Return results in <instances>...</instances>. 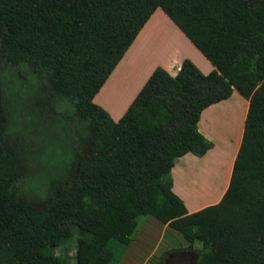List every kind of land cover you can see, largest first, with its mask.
<instances>
[{
  "label": "trees",
  "instance_id": "1",
  "mask_svg": "<svg viewBox=\"0 0 264 264\" xmlns=\"http://www.w3.org/2000/svg\"><path fill=\"white\" fill-rule=\"evenodd\" d=\"M157 7L214 68L157 65L115 120L93 97ZM234 89L248 107L228 186L188 211L174 161L211 147L201 112ZM142 214L199 242L196 264H264V0H0V264H108Z\"/></svg>",
  "mask_w": 264,
  "mask_h": 264
},
{
  "label": "crops",
  "instance_id": "2",
  "mask_svg": "<svg viewBox=\"0 0 264 264\" xmlns=\"http://www.w3.org/2000/svg\"><path fill=\"white\" fill-rule=\"evenodd\" d=\"M159 9L160 7H157L154 10L143 27L137 33L122 58L116 64L112 72L108 75L100 89L93 97V100L108 110L109 114L115 120H117L124 113L134 96L157 65H161L171 74H175L183 59L175 56L177 53H182V51L175 42L173 44L174 40L170 41L171 46H169L168 49L169 55L166 56L163 55L166 51L165 48L162 49L164 52H159L160 47L157 45L160 42L159 40L153 41L147 38V35L151 30V25L153 26V23L156 22L154 15H156L157 10ZM160 13V15L163 16V18L165 17L167 21L174 23L167 15L165 16L162 11H160ZM169 25L171 27V24ZM174 25L178 28L175 23ZM176 31V37L184 38L187 45V51H183L182 54L186 55L188 58L191 57L193 60L191 58L190 59L203 73L211 71L214 68V65L200 51H198L195 45L179 28L176 29ZM191 53L194 54V58L190 55ZM107 91L110 92V95H108ZM236 91L237 90L234 89L228 98L210 104L201 112L200 119L198 121V129L208 140L211 141V147L208 148L201 156L187 152L177 157L174 161L171 171L173 180L172 188L183 199L188 211L197 210V206L199 205L201 198H215L209 203L217 202L228 186L232 165L241 142L244 120L248 107V100L238 91V94H236ZM234 96L236 99L231 100ZM240 96L243 97V99L239 98ZM239 99L242 100L240 101ZM230 101L237 102L236 106L239 104L242 107L243 111L241 115L243 127L237 131L236 117L234 116L235 119L234 117L232 118V122L235 123V126L232 127L233 131L231 134L226 135L223 133L224 130L222 129L224 121L223 114L221 116V113H223L226 107L228 109H232ZM223 103L226 104V107L222 106ZM232 136L233 142L231 143L230 140ZM225 160L229 161L226 162ZM213 164L221 165L219 170L223 172V177L219 183H217V189L215 190V183H212V186H210V183L215 180V177L213 176ZM186 174L196 180L191 179V183H188V181L184 179ZM199 174L202 179L198 178ZM199 181H201V183H199ZM220 183H222V186L218 189ZM209 193H213L211 197H208ZM206 205H208V203ZM160 223L162 227L161 229H165L167 223ZM149 228L150 227H146L144 232L140 229L137 239L142 238L143 240L146 232L151 233L153 229L149 231ZM198 245L200 244L198 243ZM198 247L199 246H194L193 244L194 249H187V251L182 250L185 254L178 255L176 259L180 262V264H187L193 259L191 251L198 250Z\"/></svg>",
  "mask_w": 264,
  "mask_h": 264
},
{
  "label": "rangeland",
  "instance_id": "3",
  "mask_svg": "<svg viewBox=\"0 0 264 264\" xmlns=\"http://www.w3.org/2000/svg\"><path fill=\"white\" fill-rule=\"evenodd\" d=\"M160 11L163 12V10L160 8L159 10H157L156 15H154L156 23H157V27L160 29V33L157 32L158 34L156 35V38L160 41L159 44H157L160 49L159 52L161 53V51L164 52V50H162L163 48H165V52L163 53V55L168 56L169 52V46L170 45V41H173L178 45V47L181 49L182 53L183 51H187V45L184 41V38L182 37H176V29H178L174 23H170L169 21L166 20V18L163 16H161ZM163 15V14H162ZM164 15L166 16V14L164 13ZM171 24V27L170 25ZM152 49V48H151ZM150 50V49H149ZM199 51V50H198ZM182 53H177L175 56H177L178 58H185L187 57L186 55H183ZM194 53V51H193ZM191 53L190 55L194 58V54ZM191 58V57H190ZM192 59V58H191ZM193 60V59H192ZM176 66V65H175ZM174 66V67H175ZM108 95H110V92L107 91ZM106 93V95H107ZM236 94H238V92H235ZM236 96V95H235ZM232 97L231 100L236 99V97ZM238 96V95H237ZM242 98L243 97H239ZM242 99H239L240 101ZM237 102H233L230 101L231 104V108L232 109H228L226 107V104L223 103V107H226L223 111V113H221V116L223 114V124L224 126L222 127V129L224 130V134L229 135L232 133V127L235 126V123L232 122V118L235 116L236 117V126H237V131H239V129H241V127H243V122H242V107L238 104L236 106ZM108 111V110H107ZM234 117V119H235ZM218 127V125H217ZM225 136V135H224ZM231 143L233 142V136L231 138ZM203 161V160H200ZM226 162H228L229 160H225ZM37 165H39V163H36V160L33 161V168L32 167H28V176L29 178L33 177L36 179L38 176L40 175H33V173L35 172H40L37 168ZM214 166L213 168V176L215 177V180L212 181L210 183V186H212L211 184L215 183L216 187L214 188L217 189V183H219V181L222 179L223 177V172L219 170V168L221 167V165H216L213 164ZM228 165V163H227ZM198 166V164H197ZM193 171V169H192ZM199 171V170H198ZM221 177V178H220ZM200 179H202L199 177ZM197 178V181H198ZM185 180L188 181V183H191V179L196 180L195 178H191V176L186 174V177H184ZM31 183V184H30ZM25 182V189L27 188H33L34 185H32V182ZM199 183H201V181H199ZM223 183V182H222ZM222 183H220L219 188H221ZM203 186V185H202ZM188 189V187H187ZM186 189V190H187ZM188 192H190L189 190H187ZM213 194V193H212ZM212 194L209 193L208 197H211ZM215 198H201L200 199V203L197 206V209L208 204L210 201L214 200ZM152 222V224H151ZM146 227H150L149 231L151 229H153V231L151 233H145V238L142 240V238L137 239L138 235H139V230L141 229L142 232H144L146 230ZM161 223L160 221L153 217L152 215H145L142 214L138 217V230L137 233L135 235V238L133 239L132 243L130 244V247L120 256V258L116 261H112L109 262L108 264H159V258L160 256H163V259L165 261L166 264H180V262L176 259V257L180 254H185L184 251H187V249H185V247L189 244L179 233H177L176 231H174L172 228H170L167 224H166V228L165 229H161ZM158 241V242H157ZM199 242H194V246H199L198 245ZM58 253L61 254H65L68 256V258L71 261H74L75 259V243L73 241H69L65 247L60 248L57 250ZM193 259L190 261V264H196L197 262V258L199 256V252L197 250L191 251Z\"/></svg>",
  "mask_w": 264,
  "mask_h": 264
},
{
  "label": "flooded vegetation",
  "instance_id": "4",
  "mask_svg": "<svg viewBox=\"0 0 264 264\" xmlns=\"http://www.w3.org/2000/svg\"><path fill=\"white\" fill-rule=\"evenodd\" d=\"M187 264H190V262H188Z\"/></svg>",
  "mask_w": 264,
  "mask_h": 264
}]
</instances>
